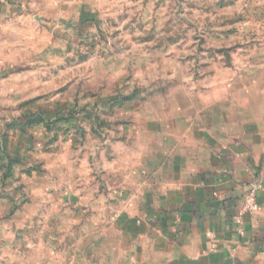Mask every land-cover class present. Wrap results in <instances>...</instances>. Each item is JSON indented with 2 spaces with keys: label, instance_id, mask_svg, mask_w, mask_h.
<instances>
[{
  "label": "clouds",
  "instance_id": "obj_1",
  "mask_svg": "<svg viewBox=\"0 0 264 264\" xmlns=\"http://www.w3.org/2000/svg\"><path fill=\"white\" fill-rule=\"evenodd\" d=\"M0 264H264V0H0Z\"/></svg>",
  "mask_w": 264,
  "mask_h": 264
}]
</instances>
